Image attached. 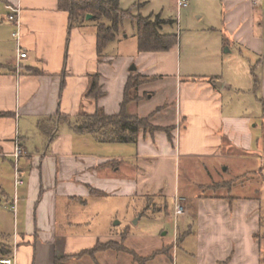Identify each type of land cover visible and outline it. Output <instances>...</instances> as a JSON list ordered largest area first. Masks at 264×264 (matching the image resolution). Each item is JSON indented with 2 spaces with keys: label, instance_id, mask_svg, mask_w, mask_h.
<instances>
[{
  "label": "crops",
  "instance_id": "0c3cea01",
  "mask_svg": "<svg viewBox=\"0 0 264 264\" xmlns=\"http://www.w3.org/2000/svg\"><path fill=\"white\" fill-rule=\"evenodd\" d=\"M220 1L223 15L209 31L220 36L221 46L229 45L220 59L223 71L210 79L182 80L178 46L120 58L104 50L99 58L96 30L101 21L94 16L69 29V14L59 7L60 0H0V112L8 113L0 117V203L6 200L15 221L13 233L4 231L5 220L0 217V239L12 251L10 256L0 253V259L54 264L58 258L108 241L91 231L64 229L88 224L81 217L99 196L91 193L94 189L108 196L162 194L174 202L170 216L185 204L187 210L180 213L185 226L192 215L195 222L182 242L187 235L194 236L193 264H264V211L258 189L241 194L251 186L244 182L238 195H197L194 202L178 193L179 154L210 158L216 174L218 168L223 170L220 179L205 185L209 188L226 185V172L232 173L234 188L248 176L264 178V0ZM11 14L19 17L20 42L27 52L20 71ZM242 48L256 58L254 64L244 61L234 66L231 59L226 64L227 53ZM133 64L136 70L131 69ZM228 66L235 82L224 74ZM132 71L147 82L135 90L137 98L128 104V111L142 117L154 113L153 124L176 126L173 142L164 132H142L137 143H119L130 146L123 151H106L98 144L109 142L74 132L58 116L93 114L98 108L117 113ZM253 71L259 82L256 91ZM95 75L102 91L98 98L88 95ZM150 80L165 82L162 90L150 89ZM167 90H175L172 99ZM162 92L169 94L161 96ZM157 96L159 105L149 103ZM17 137L24 150L18 160L24 184L18 188ZM70 212H76L70 216L76 221L63 224L62 217Z\"/></svg>",
  "mask_w": 264,
  "mask_h": 264
},
{
  "label": "rangeland",
  "instance_id": "374dc122",
  "mask_svg": "<svg viewBox=\"0 0 264 264\" xmlns=\"http://www.w3.org/2000/svg\"><path fill=\"white\" fill-rule=\"evenodd\" d=\"M188 3V7L180 11H178L176 0H121L120 7L122 10L130 11L132 16L141 14L142 16H150L152 19L160 16L161 19L166 20L160 31L164 34H177L179 37L177 49L180 56L179 61L181 62L179 76L182 80L191 78L204 80L210 79L212 75L220 76L223 71L220 69L222 62L220 59L227 52L229 45L221 46L219 44L220 36L210 32L209 29L212 26H218L223 15L222 2L220 0H188ZM121 24L117 40L109 43L105 53L115 54L118 58L136 56L139 53L137 23L130 16L124 18ZM241 50L242 52L235 50L234 54L227 53L226 59L228 61L226 64H229L230 59L234 62V66L241 65L244 61L254 64L256 58L247 49L242 48ZM227 68L229 66L226 67L224 73L226 78L235 82V75ZM240 75H243L242 72L238 73V76ZM250 76L248 71V77ZM149 82L148 87L150 89L162 90L165 84V82L162 83L163 81L154 82L150 80ZM168 83L172 85L173 82ZM167 91L171 93L170 98L172 99L175 90L173 92H171L172 90ZM169 92H162L161 96H163V93L169 94ZM160 101L161 97L157 96L149 103L159 105ZM173 106L170 104L172 109ZM257 107V111H259L260 106L258 103ZM100 145L105 147L106 151H110V149L123 151L130 147L119 143L110 144V142L109 144H98V146ZM213 164L214 161L210 158L180 156L179 154L176 163V174L180 196L185 195L192 202L196 200L197 195L223 194L235 196L240 194L239 186L245 182L251 185L248 187L250 190L244 189L241 194L253 193L255 189H258L257 193L262 200L264 211V178L260 177L259 174L257 177L251 176L252 178L248 176L250 182H247L248 179L243 178L237 188H234L233 175L226 172L224 178L228 181L227 186L218 190L209 188L205 185L213 183L217 178L220 179L219 175L223 174L221 168L217 169L216 174L214 168L212 169ZM226 165L228 167L232 166L230 161H226ZM254 168L255 166H252V170L255 171L257 168ZM257 172H259L258 169ZM147 198L148 195L140 194L99 195L86 206L85 213L82 214L81 221L86 220L87 225H64V229L68 231H91L94 236L101 239L108 238V241L122 243L124 247L130 251L132 250L135 255L110 249L96 253L94 259L87 254L80 258H73L70 264H142L139 259L147 260L145 264L196 263L195 249L192 247V243L195 241L194 236L187 235L186 242L183 243L184 238H186L185 232L188 231L189 227H194L195 222L191 214L192 222L185 226L182 215H180V213L187 210L184 207L185 204L175 208L177 215L170 216L166 212V203L163 198L155 197L151 200ZM173 203L171 200L168 201L170 208ZM74 213L76 212L64 215L62 217L63 224L70 221L75 222V219L70 220L71 214ZM0 217L5 220L3 230L13 233L14 214L7 211L6 200L4 199L0 203ZM183 246L185 249H183Z\"/></svg>",
  "mask_w": 264,
  "mask_h": 264
},
{
  "label": "trees",
  "instance_id": "16d2710c",
  "mask_svg": "<svg viewBox=\"0 0 264 264\" xmlns=\"http://www.w3.org/2000/svg\"><path fill=\"white\" fill-rule=\"evenodd\" d=\"M120 2L121 0H60L59 7L69 14V29L78 26L88 14H92L94 19L101 21L98 23L96 30L99 58L102 57L109 43L116 39L120 31L122 20L130 16L138 26L137 37L139 52H166L178 45L179 37L177 34H164L160 31L162 24L165 23L166 20L161 19L160 16H157L155 19H152L150 16H142L141 14L132 16L130 11L121 9ZM253 77L254 91H256L259 82L255 71H253ZM144 82L147 81L142 79L140 74H135L134 71L131 72L126 83L124 99L117 113L109 114L102 108H98L93 114H79L75 117L61 114L58 116L60 119L67 122L74 132L91 134L98 142L102 143H137L142 132L152 135L156 132H164L167 134L170 142H173V131L176 130V126L163 127L153 124L151 119L154 113L142 117L128 111V104L137 98L134 94L135 90ZM88 95L96 98L102 95L99 75L92 77ZM7 114L8 113L0 112V117ZM39 126L42 130L44 129L43 122H40ZM53 129L51 127L49 128L48 134L51 136ZM225 186H227V184L223 186L216 184L212 186V188L219 189ZM91 193L102 194V192L94 189H91ZM155 197H160L165 200L166 212L169 214L170 204H168V200L162 194L148 195L147 199L151 200ZM110 249L135 255L132 250L130 251L128 248L124 247L122 243L110 240L107 242H98L90 250L83 251L79 254L58 258L55 260L54 264H70L73 258H80L86 254L94 259L96 253ZM0 253L4 256H10L12 253L11 249H9L1 239ZM139 260L142 264H145L147 261L143 259Z\"/></svg>",
  "mask_w": 264,
  "mask_h": 264
},
{
  "label": "built area",
  "instance_id": "2783aa9c",
  "mask_svg": "<svg viewBox=\"0 0 264 264\" xmlns=\"http://www.w3.org/2000/svg\"><path fill=\"white\" fill-rule=\"evenodd\" d=\"M188 6V0H177V8L180 11L183 8ZM8 20L14 23L17 27V30L13 32V36L17 39V52H18V62L16 65L17 71H20L21 64L20 60L25 59L27 57V52L23 50V46L20 42V20L17 14H11L8 16ZM24 154L23 147L21 146L20 140L16 138V145L14 151V157L16 158V172H15V186L18 188L19 186L24 184V179L21 176V171L18 166L19 158ZM0 264H14V261L10 257H5L0 259Z\"/></svg>",
  "mask_w": 264,
  "mask_h": 264
},
{
  "label": "water",
  "instance_id": "95a60500",
  "mask_svg": "<svg viewBox=\"0 0 264 264\" xmlns=\"http://www.w3.org/2000/svg\"><path fill=\"white\" fill-rule=\"evenodd\" d=\"M92 16H93L92 14H88V15H87V18H90V17H92ZM131 69H132V70H136V67L133 65Z\"/></svg>",
  "mask_w": 264,
  "mask_h": 264
}]
</instances>
